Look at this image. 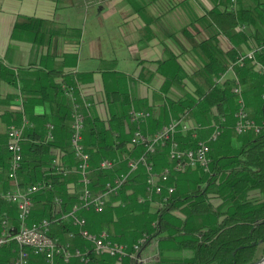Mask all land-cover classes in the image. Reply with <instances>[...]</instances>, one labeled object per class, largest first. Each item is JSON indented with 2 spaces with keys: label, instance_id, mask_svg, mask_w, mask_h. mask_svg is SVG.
I'll list each match as a JSON object with an SVG mask.
<instances>
[{
  "label": "trees",
  "instance_id": "16d2710c",
  "mask_svg": "<svg viewBox=\"0 0 264 264\" xmlns=\"http://www.w3.org/2000/svg\"><path fill=\"white\" fill-rule=\"evenodd\" d=\"M196 21L202 23L203 30L195 31L194 35L187 33L191 39V51L201 61L196 70L186 73L176 62L175 56L169 53L159 60L138 61L140 71L137 79L144 80L146 74L152 77L158 73L164 76L161 86L163 93L172 85L182 89L179 98L169 101L170 121L189 119L208 125L213 131L215 128L220 131L209 152V169L207 172L198 171L193 186L183 192L178 190L173 180V194L165 201L159 199L158 206L149 212L145 202L137 208L133 207L132 202L137 201L139 195L126 194L128 187H143L145 190L146 170L140 166L130 174L118 197H115L123 206L122 209L113 208L112 211L116 214L117 224L123 222L124 218L132 222L136 217L143 216L136 226H130L125 235L140 237V250L157 239L169 241L178 250L193 252L189 259L159 252L155 264H250L256 258L258 245L264 243V71L258 69V64L264 67V49L257 51L254 58L245 59L242 65L237 64V60L264 44V0H214L213 6ZM33 22L41 21L35 19ZM22 70L25 69H18L14 74L4 69L5 76L11 82H17L22 77ZM227 71H232L234 76L219 81L220 76ZM28 73L24 76L39 83L41 92L37 101L51 106L54 119L50 121L46 113L28 111L26 104L30 103L31 97L26 95L23 97V107L8 111L13 125H22L25 120L31 124L24 129L21 138L22 160L17 172L18 187L22 189L38 182L45 183L33 195V209L28 223L47 219L51 237L62 242L69 238V233H74L75 247L77 245L85 249L86 243L79 236L72 220L60 218L78 201L83 190L82 177L74 169L76 160L69 142L72 101L65 95L64 87L75 88V97L84 115L82 142L90 157L88 177L93 193L100 192L107 181L125 172L129 159L144 152L142 146L130 143L138 122L131 123L130 119L136 111L127 107L129 97H123L124 93L119 89L107 91L105 101L109 106V116L105 120L101 119L92 112L91 102L78 97L79 89L70 73L43 69ZM56 77L61 78V81L55 82ZM184 78L191 90L186 88ZM235 87H240V97L244 100L246 110H252L261 127L259 133L247 132L239 144L244 134L233 132L230 121L239 107V95L234 92ZM48 125L52 126L51 130ZM54 127L61 135L59 143ZM176 138L184 148H191L198 142V139L191 137L190 132L177 135ZM7 141L8 138L0 144V193L13 187L7 174L11 159ZM55 148L63 150L65 155L53 153L52 149ZM166 156L165 149H157L149 155V159L156 169H160L170 164ZM55 159L61 170L55 169ZM156 159L163 163L157 165L154 162ZM103 160L115 161V165L111 169H101L99 164ZM70 182L71 189L68 187ZM211 196L215 197V202L210 200ZM180 205H183L184 219L172 214ZM14 208L13 205L7 217L10 224L18 228ZM3 215L0 210V220ZM200 216L204 217L205 223H188L190 219ZM111 223L107 220L108 226H105L110 238L120 242V235H115L109 227ZM26 251L28 264H46L42 256L33 254L29 248ZM17 253L18 246L14 241L3 244L0 247V264L11 262ZM89 257L87 262L78 258L63 262L58 257L56 264H101L100 261L104 259L91 252ZM128 261L130 264L135 262L133 258H128Z\"/></svg>",
  "mask_w": 264,
  "mask_h": 264
},
{
  "label": "crops",
  "instance_id": "0c3cea01",
  "mask_svg": "<svg viewBox=\"0 0 264 264\" xmlns=\"http://www.w3.org/2000/svg\"><path fill=\"white\" fill-rule=\"evenodd\" d=\"M109 1L111 0H0V144L6 142L7 130L13 126L8 111H16L21 106L23 107L24 95L31 97L30 103L26 104L28 111H33L34 114L46 113L50 121L54 120L51 106L48 103L38 102L36 99L41 92L39 83L24 76L36 69L70 73L79 89L78 97L83 101L91 102L92 112L101 119L105 120L109 116L105 92L119 89L124 93L123 97H129L127 107L130 110L151 113L147 119L136 123V129L143 135L152 136L170 121L169 101L179 98L182 95V89L177 85H172L167 92L163 93L161 86L164 76L158 73H154L152 77L146 74L144 80H138L140 67L137 62L159 60L171 53L186 73L196 70L201 61L191 51L189 35H194L197 30H203L202 23L196 19L213 6L214 0H115L121 5L124 4L121 8L123 23L120 27L126 29V34L123 36L127 51L125 58L129 60V63L134 62L133 69L130 72L116 70L118 64L116 57L106 60L98 56L93 59L100 60V67L82 71L78 65L82 29L70 22L72 21L71 16L65 19L60 13L67 8L87 10L95 3L101 4ZM35 19L41 22H33ZM124 63L128 62L125 60ZM4 69H9L14 74L18 69L25 70H22L23 72L20 73L22 77L17 79V82L15 80L11 82L5 76ZM150 70L153 71V67ZM233 76L232 71H227L223 78ZM54 81L60 82L61 78L56 77ZM183 82L187 89H192L186 78ZM130 121L131 123L136 122L131 119ZM186 122L194 128L195 133L201 134L199 133L200 128L203 127L201 123L189 119ZM54 128L57 132V127ZM246 136L247 133L237 144L242 142ZM57 138L59 143L61 140L59 131ZM52 152L56 155H65L60 148L52 149ZM154 162L157 165L163 163L160 159ZM191 173L185 174L183 171L173 173L170 184L174 186L172 181L175 180L180 192L190 189L195 181L191 179ZM68 187L72 188L71 182ZM137 188L141 187H128L126 194L136 193L139 196L144 194L143 187L142 194ZM147 202L145 201V206L148 205L149 212L152 208H156L155 203ZM119 203V200H115L112 206L116 210L122 209L123 206ZM132 205L139 207L137 201L132 202ZM14 207L13 214H17L16 206ZM172 214L174 217L184 219L183 205L172 211ZM142 217H136L137 219L133 222L123 221L117 224L115 223L116 214L110 213L108 220L117 224L114 234L120 235L118 239H121V243H125L128 229L131 228L130 226H136ZM188 223L201 225L205 223V220L201 216L194 217ZM263 248L264 243H260L256 250V258L262 256ZM159 252L166 256H180L186 259L193 255L191 250H178L167 240L154 239L141 251L139 257L143 264H155Z\"/></svg>",
  "mask_w": 264,
  "mask_h": 264
},
{
  "label": "built area",
  "instance_id": "2783aa9c",
  "mask_svg": "<svg viewBox=\"0 0 264 264\" xmlns=\"http://www.w3.org/2000/svg\"><path fill=\"white\" fill-rule=\"evenodd\" d=\"M234 0H232L233 2ZM264 49V44L256 49L248 51L240 56L237 64L242 65L245 59L254 58V54ZM259 71H264V67L258 64ZM222 77L220 76L219 80ZM65 95L72 101L71 123H70V138L69 142L73 150V156L76 160L75 172L81 175L83 190L78 197V201L72 208L64 213L60 218H69L74 226L78 228V234L87 243L89 248L80 249L71 247L70 243L61 244L57 238L49 235L50 222L47 219L28 223L29 216L32 212V194L39 191L45 186V183L38 182L27 188H18L15 191H7L1 193L0 196L7 199L16 206L17 221L19 227L15 228L10 224L6 214L0 220V247L10 241H14L18 246L16 257L7 264H28V253L26 248H29L33 254L42 256L46 264H56V257L61 258L63 262L69 261L72 257L79 258L82 262L89 260L90 252L96 255L105 254L121 261L124 256H134L133 252L129 253L128 247L124 244L115 243L110 239L106 231H101L97 234L91 233L86 229V219L79 212L82 210H92L96 213H101L106 204L108 197L117 195L122 189L130 174L138 167L142 166L147 172L146 186L150 192L156 194L165 193L170 195L173 192V187L168 185L169 175L172 171H181L185 168L201 169L207 171L210 163L208 157L209 145L206 141L198 142L192 148L181 147L178 141L174 139L176 132H185L190 127L184 119L171 120L166 123L160 131L150 137L142 135L139 131H135L131 137V145L142 146L144 152L137 157L127 161V170L122 172L107 181L103 189L98 193H93L90 189V179L88 177L90 171L89 154L85 151L82 144V130L84 127V115L81 110V105L75 97V88L73 86H65ZM234 92L239 95L238 104L239 110L235 113V131L237 133H245L254 131L259 133L261 127L256 125L247 115L244 110L243 99L240 97V89L234 88ZM89 105V104H86ZM149 116L148 112H135L132 116L133 121H141ZM25 122L18 127L11 126L8 130L7 149L11 153L9 162L8 177L11 180L16 178L17 172L21 166L22 147L21 136ZM52 126H49V130ZM219 134V130H215L209 141H214ZM168 146V157L172 163L170 167H165L158 175L154 173V167L149 160V154L155 152L158 147ZM55 169L61 170L58 166L57 159L54 160ZM115 165V161L103 160L100 162L101 169H111ZM48 187V186H47ZM60 202L59 200H56ZM141 201V200H139ZM69 238L74 237V233H69ZM137 249V246L133 247Z\"/></svg>",
  "mask_w": 264,
  "mask_h": 264
},
{
  "label": "rangeland",
  "instance_id": "374dc122",
  "mask_svg": "<svg viewBox=\"0 0 264 264\" xmlns=\"http://www.w3.org/2000/svg\"><path fill=\"white\" fill-rule=\"evenodd\" d=\"M123 5L124 4L121 5L119 2H116L115 0H111L109 2H105V3H101V4H96L95 3V4L91 5V6H89L87 10H83L82 8H79V9L78 8H67V9H64V10L61 11L60 14L63 15V18L67 19L68 16H71L70 18L72 19V21H70V22H72L76 27H79V28L82 29V36H81V39H80V48H79V55H78V58H79L78 65H79V69L80 70H82V71L86 70L87 71V70L97 69L98 67H100L101 66L100 65V60L98 61V60H94L93 59L94 57H98V56H101L103 59H106V60H110L111 58L116 57L118 59V64L116 66V70H120V71H124L125 70V72L128 70V72H130V70L133 69L134 62L130 61V63H129V60H127L125 58L127 56V53H126L127 51H126V48L124 46L125 43H124V37L123 36L126 34V31H125L126 29H125V27H123V28L120 27V24L123 23V13L121 12V8H122ZM224 46H226V45L224 44ZM125 60L128 63H124ZM129 64H130V66H129ZM106 66H109V65L106 64ZM221 77L222 78L219 81H222L224 79L223 75ZM238 88L240 89V87H238ZM239 94L241 95V89H240V93ZM243 103H244V100H243ZM238 110H239V107L233 113L232 119H230L233 132L235 131V127L234 126H235V120H236L234 116H235V113ZM244 110L247 113L248 117L256 125H259L258 120H257V116L253 114L251 109L248 108V110H246L245 103H244ZM141 112H147V111H141ZM149 116H150V113H149ZM147 118H145V119H147ZM145 119H143L141 121H144ZM131 120H132V118H131ZM173 120H176V119H173ZM24 122L26 124H25V126L23 128V131H24V129L27 126L31 125L27 120H25ZM138 122H140V121H138ZM187 125L189 126V124H187ZM13 126L18 127L19 125L18 126L17 125H13ZM48 126H51V125H48ZM189 127H190V129H188L185 132H176L175 135H174L175 136L174 139L176 141H178L177 138H176L177 135H180V134L182 135V134H186V133L190 132L191 133V137L194 138V139H198V142H200V141L208 142L209 152H210V150L214 147V145L212 143L217 141L218 136L220 135V131H219V134L216 136V139L214 141H209V138L212 136V134L215 132V130H218L217 128H215V130L213 131L211 129V127H209L208 125H203V127L200 128V132H199L201 134L198 135L197 133L194 132V128L193 127H191V126H189ZM195 128H198V127H195ZM135 131H139V130L136 129ZM252 132H254V131H252ZM246 133L247 132L240 133V134L237 133V134L242 135V134H246ZM204 134H206L205 137H202ZM22 135H23V132H22ZM132 136H133V134H132ZM146 137H148V136H146ZM236 137L238 138L239 136L236 135ZM7 138H8V135H7ZM21 138H22V136H21ZM82 140H83V137H82ZM82 144H83V142H82ZM158 149H165L167 151L166 158H168V161L170 162V164L169 165L166 164L160 169H156V167H154V165H153L155 175H158L165 167H170V165H172V163H171V161H170V159L168 157V149H169V147L166 145V146H163V147H158ZM155 152H153L151 154H154ZM209 152H208V157H209V159L211 161ZM208 169H209V167H208ZM195 170H197V171H195ZM182 171L185 174H188L189 172H192L191 173V179L196 180L198 173H200L202 170L201 169L185 168V169H183L181 171H172L171 174L169 175L168 185H171L173 187V192H174V186L172 184H170L171 178H172V174L173 173L182 172ZM207 171H202V172H207ZM146 174H147V172H146ZM9 180L12 182L13 187L11 189H7V191H11L12 192V191H15L16 189L19 188L18 187V182H17V175H16V178L14 180H11V179H9ZM145 181H146V178H145ZM144 183H145V188H144L145 190L143 192L144 194H142V187L139 188V189L137 188V190H139V192H141V194H142L137 199V203L138 204H143L145 201H151V202L155 203V206H158L159 201H157V200L162 199L163 201H165L171 194H173V192H172L170 195L166 196L165 193L156 194L154 192H150L147 189L146 182H144ZM25 188H27V187H25ZM7 191L1 192V193H6ZM1 193H0V195H1ZM33 195L34 194H32V196H31L32 200H33ZM118 195H119V193L117 195H111V196L108 197L107 204H106L104 210L102 211V214H95L94 215V213H92V210H82V211L79 212V214L86 219V222H87L86 223V229L88 231H90L91 233H95V234H97V233H99L101 231H106L108 233V230H107V228L105 226H108L106 224H107V220H108V217H109L110 213H114V211H112V209L115 208V207L111 206V204H113V202L116 200ZM146 197H148L149 199H147ZM139 200H141V201H139ZM210 200L215 202V197L211 196ZM13 205L14 204L9 202L7 199H5L4 197L0 196V210L3 211V213L6 214L7 216L10 215V212H11V209H12ZM32 209H33V206H32ZM153 209H155V207L152 208V210ZM123 220H124V222H127V220L125 218ZM128 220H130V219H128ZM109 227L112 228L113 230L115 228H117V226L113 225V223H111V225ZM73 239H74V237L73 238H68L66 241H62L61 242V241H59V239H58V241L61 244H63V245L66 244V243H70L71 247L82 249V247L77 246V245L75 247V245L73 244ZM139 239H140V237L138 238V237H134L133 235H131V236L126 238V240H127L125 242L126 244L125 243H121V242H116V241H113L111 239L115 243L126 245L129 248L128 249L129 253L133 252L134 256H132V257L129 256V255L128 256H124L121 261H118L116 258L108 256V255H105V254H100V255H96L95 254V255L104 258L103 260L100 261L101 264H130L129 261H128V258H133L134 259L135 262L132 263V264H143V262H141V259L139 257V255H140V253L142 251V250L139 249V242H140ZM82 240H84V239L82 238ZM85 243H86L85 247L89 248L90 247L89 243H87V241H85ZM134 246H137V249H134L133 248ZM262 256H264V248H263ZM262 256H260L259 258H261ZM72 258H76V257H72ZM259 258H255V260L259 259ZM56 260H57V257H56Z\"/></svg>",
  "mask_w": 264,
  "mask_h": 264
},
{
  "label": "water",
  "instance_id": "95a60500",
  "mask_svg": "<svg viewBox=\"0 0 264 264\" xmlns=\"http://www.w3.org/2000/svg\"><path fill=\"white\" fill-rule=\"evenodd\" d=\"M250 264H264V256H262L259 259L254 260L253 262H251Z\"/></svg>",
  "mask_w": 264,
  "mask_h": 264
}]
</instances>
